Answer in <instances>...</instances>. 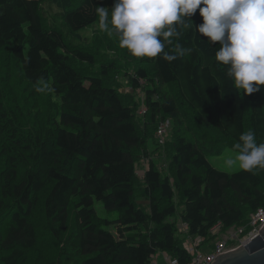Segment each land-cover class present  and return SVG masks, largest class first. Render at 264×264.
I'll return each mask as SVG.
<instances>
[{
	"label": "trees",
	"instance_id": "1",
	"mask_svg": "<svg viewBox=\"0 0 264 264\" xmlns=\"http://www.w3.org/2000/svg\"><path fill=\"white\" fill-rule=\"evenodd\" d=\"M53 3L0 0V264H152L159 251L189 264V236L212 247L264 208V169L228 172L208 157L241 132L264 140V86L236 90L214 60L218 42L193 32L178 40L192 51L172 62L134 57L99 29L75 43L113 0ZM123 66L127 91L107 82ZM168 119L175 137L160 143ZM47 236L55 258L42 252Z\"/></svg>",
	"mask_w": 264,
	"mask_h": 264
},
{
	"label": "clouds",
	"instance_id": "2",
	"mask_svg": "<svg viewBox=\"0 0 264 264\" xmlns=\"http://www.w3.org/2000/svg\"><path fill=\"white\" fill-rule=\"evenodd\" d=\"M95 11L99 31L134 57L167 62L184 57L192 49L178 40L193 32L212 45L218 42L214 60L236 90L250 95L264 86V0H113L111 9ZM232 148L227 166L264 169V140L258 142L254 131L241 132Z\"/></svg>",
	"mask_w": 264,
	"mask_h": 264
},
{
	"label": "rangeland",
	"instance_id": "3",
	"mask_svg": "<svg viewBox=\"0 0 264 264\" xmlns=\"http://www.w3.org/2000/svg\"><path fill=\"white\" fill-rule=\"evenodd\" d=\"M53 1H54L53 6H52L53 12H56L58 10L65 11V9L67 7L68 8H72V6H75L79 2V0H53ZM97 29L98 28L95 27V29H93V30L92 29H89V30L85 29L86 31L80 32L78 34V36L75 37V39H74L75 43H81L88 36H91ZM123 50L127 51V49H123ZM131 71H133L132 68L130 69V68H127V67L123 66L122 70H115L113 72L112 76H111V81L108 80L107 82H110L112 85H115V83H117V81L119 80V82L123 85V86L118 85L119 88L121 90H126L127 91V90H129V84H128V79H127V77H126V75L124 73L131 74ZM134 93H135V96H137L138 98L139 97H142V98L144 97L143 92L140 91V90L134 91ZM19 99H20V96L19 97L17 96V101L18 102H19ZM11 100H12L11 104L15 106V102H16L15 94L12 95ZM140 105L141 106L144 105V102L142 104H140ZM6 106L8 108H11V106H9V105H6ZM172 124H173V122H171V120H170V123L167 126L169 135L166 136V133H164L162 142H167L169 140L171 141L175 137V136H173V132H174L175 127L173 128ZM188 125L191 126V127H193V126L195 127L196 126L193 121H189ZM171 129H173V130H171ZM183 130H185V129H183ZM194 130H197L198 136H203L202 130L198 129L197 127H195ZM226 144H229V142H226ZM151 149L155 150V147L153 146ZM230 154H234V150L232 148V145H228V146L224 147L223 149H217V151L212 152V153L209 152L208 153V157H209L210 161L213 163V165H215L217 168L224 169L225 171H228V172H232V171L234 172V171L239 169L238 166L229 167V166H227L225 164V160ZM167 157H170L169 153L165 154V158H167ZM163 173L164 174H168L167 171H163ZM136 186H137V188L135 189L136 201L140 204L141 197H142V194H143L142 180H138L137 183H136ZM176 194H177L176 197H175L176 198V204L178 205L179 210H181L180 209L181 199L179 197V191H176ZM95 207H96V210L99 213V215H102V214L105 213L104 206H103V204L101 202H96ZM237 228L238 227H236L235 229H237ZM239 229H240V227L237 230H239ZM226 232L228 234L230 232V229L226 230L225 232L220 233L218 238L225 237L226 236ZM228 238H229V236L227 235V237H225L223 239L228 240ZM46 239H47V242L43 241L44 239H42V237L40 239V242H46L42 246V250H43L42 252L45 254L46 257L55 258L57 256V250L53 247L51 238L49 236H47ZM218 241H220V240H218ZM40 245H41V243H40ZM201 250L204 253H207V252H209L211 250V246L210 245L203 246ZM159 253L160 254L158 256V259L160 261V260H162L164 258V254L165 253L164 252H159Z\"/></svg>",
	"mask_w": 264,
	"mask_h": 264
},
{
	"label": "built area",
	"instance_id": "4",
	"mask_svg": "<svg viewBox=\"0 0 264 264\" xmlns=\"http://www.w3.org/2000/svg\"><path fill=\"white\" fill-rule=\"evenodd\" d=\"M145 111H146L145 109L142 110V112H145ZM169 123H170V119L163 122L156 131V138L158 139L160 143H164L162 142L164 133H166V136L168 135L167 126ZM263 223H264V208H259L251 215L248 223L245 226L240 227L239 230H237L239 227L235 229L237 226L230 227L229 228L230 232L228 234L226 232V236H225V237H227V235L229 236L228 240H226L227 238L223 239L225 237L219 238L218 240L220 241L215 243V245L212 246L211 250L207 253H204L201 250L202 247L206 245L201 237L189 236L186 240V249L188 250V252L190 253L192 257V260L191 262H189V264H213L217 260L219 254L222 252V250L225 247L231 245L232 243L236 242L240 238L244 237L245 235H247L248 233H250L257 227H259ZM180 227L182 230L185 231V228L187 226H185V223H184ZM168 264H179V263L177 259L170 257L168 260Z\"/></svg>",
	"mask_w": 264,
	"mask_h": 264
},
{
	"label": "water",
	"instance_id": "5",
	"mask_svg": "<svg viewBox=\"0 0 264 264\" xmlns=\"http://www.w3.org/2000/svg\"><path fill=\"white\" fill-rule=\"evenodd\" d=\"M213 264H264V223L225 247Z\"/></svg>",
	"mask_w": 264,
	"mask_h": 264
},
{
	"label": "crops",
	"instance_id": "6",
	"mask_svg": "<svg viewBox=\"0 0 264 264\" xmlns=\"http://www.w3.org/2000/svg\"><path fill=\"white\" fill-rule=\"evenodd\" d=\"M147 167H148V164L146 165V162H144V163H142L141 165H139V166H137V171H138V173L139 174H143L145 171H146V169H147ZM233 172V171H232ZM182 207V209L181 210H184V205L183 206H181ZM178 228L180 229V231L181 232H186L187 231V227L185 228V231L184 230H182L181 229V225H183L184 224V222L182 221V222H180V220H178ZM218 228V227H217ZM206 245H209V244H206ZM205 245V246H206ZM159 252H163V251H159ZM159 252H157L154 256H153V258H152V264H168V260H169V258H170V256L167 254V253H165L164 254V258L162 259V260H160L159 261V259H158V256H159Z\"/></svg>",
	"mask_w": 264,
	"mask_h": 264
}]
</instances>
